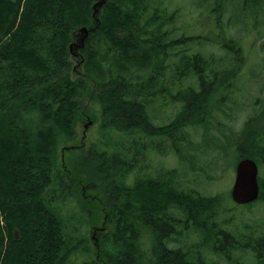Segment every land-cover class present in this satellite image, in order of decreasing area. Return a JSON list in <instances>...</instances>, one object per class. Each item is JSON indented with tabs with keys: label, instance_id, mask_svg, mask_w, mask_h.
Instances as JSON below:
<instances>
[{
	"label": "trees",
	"instance_id": "1",
	"mask_svg": "<svg viewBox=\"0 0 264 264\" xmlns=\"http://www.w3.org/2000/svg\"><path fill=\"white\" fill-rule=\"evenodd\" d=\"M95 1L0 0V264H69L78 255L89 258L75 264H208L199 249L208 233L211 250L232 263L243 264L234 257L240 251L253 259L249 264H264V231L236 234L223 228L216 215L225 194L185 188L176 169L174 217L183 212L188 221L182 226L174 218L173 230L167 231L165 224L155 228L158 218L150 220L146 246L145 230L149 232L139 230V222L144 215L158 214L160 193L154 190L160 188L147 178L128 181L129 175L139 170L144 147L160 151L167 138L181 160L188 159L183 152L187 148L179 145L187 140L186 128L210 118L214 103L221 104L224 97L218 94L230 90L237 70L208 72L218 78L205 82L208 73H201V67L208 64L200 54L185 56L179 59L177 75L191 70L200 87L178 86L173 92L159 71L167 61V32L161 30L163 23L155 24L167 14L161 16L153 7L143 23L148 0H108L97 23L92 17ZM81 26L90 31L81 50V74L72 77L69 43ZM98 41L107 43L108 51L99 52ZM237 46L232 39L223 42L239 53ZM86 94L98 103V113L85 107ZM159 98L179 104L169 124L154 123L149 114V105ZM86 116L96 117L100 138L77 147V127ZM246 136L245 145L235 137L229 142L242 145L234 148V169L242 157L264 161L262 135L250 131ZM71 141L73 147L63 152L73 155L59 162L58 147ZM82 186L94 192L92 197L83 196ZM259 186L256 201L264 197L262 177ZM69 202L78 209L77 222L83 217L88 226L106 221L97 246L75 227L67 231ZM140 205L151 208L142 215ZM187 228L200 233V243L193 248L172 245V234Z\"/></svg>",
	"mask_w": 264,
	"mask_h": 264
},
{
	"label": "rangeland",
	"instance_id": "2",
	"mask_svg": "<svg viewBox=\"0 0 264 264\" xmlns=\"http://www.w3.org/2000/svg\"><path fill=\"white\" fill-rule=\"evenodd\" d=\"M148 1V9L141 19L143 23L151 17L153 7H158L161 16L167 14V19L158 20L155 24L163 23L164 26L161 30L167 32L163 46L166 50H164V57L167 58V61L161 67L163 70L164 67L168 70V77L171 75L168 78V83L174 82L170 88L171 91L174 92L178 86L181 88L192 86L197 90L200 87L198 74L193 75L191 70L186 74L177 75L180 67L179 59L185 58V56L200 54L202 60L208 64V68H204V65L201 67V73L204 75L208 72L220 73L222 70L228 72V70L236 69L237 72L231 76L230 90L226 92V95L218 94L224 97L220 100L221 104L214 103L210 118L196 128L190 126L186 128L187 140L179 145L182 148L184 147L181 145L187 148L183 152L188 159L181 160L170 144L166 150L163 148V151L150 149L144 162L146 170L142 171H148V174L142 175V178L153 177L160 171L172 173V170L176 169L178 180L185 188H194L205 195L225 194V202L220 203L221 211L216 215V220L222 224L223 228L236 234L262 232L264 231V197L258 201L255 200L256 202L252 206H248L247 204H236L230 196L234 179V168L231 163L237 154L234 148L242 147V145L234 146L229 142H233L235 137L245 145L247 142L246 132L248 134L251 125L252 128L254 127L253 124L261 127V130L264 131V0ZM76 32L73 34L72 40L79 42L78 30ZM177 38L180 40H175ZM227 39H232L234 44L238 45L239 53L223 47V42ZM166 42L170 44V46L168 44V48H166ZM97 49L99 52L105 53L106 50L108 51V45L98 41ZM72 50L73 45L71 53ZM79 51L80 49L75 50V52ZM71 53L72 66L76 67L75 71L71 70V76L75 77L81 74L80 65L83 60L80 56H75V58ZM81 55L84 57L82 52ZM166 71L162 72L165 76ZM179 72L183 73L184 68H180ZM209 75V73L206 75L205 82L212 77ZM212 78L215 79L218 76ZM89 96L86 94L83 99L85 107L98 113V103ZM159 99L149 105V114L154 123L169 124L176 114L179 104L173 101L164 104L161 98ZM168 99L171 97L169 96ZM250 118H253V121H250L248 127L247 122ZM91 119L86 116V119L81 121L77 127L76 141L80 142L84 131L85 146L100 138L97 119L96 117ZM89 120L90 123L87 124ZM85 124L87 127H84ZM259 134L262 135V133ZM261 143H264L263 138H261ZM72 144L71 141L58 147L59 162L61 159L69 160L71 158L72 153L69 151L64 153L61 150ZM226 149L230 150L228 154H226ZM191 167H194L196 171ZM137 175L135 172L130 174L128 181H132ZM258 177L259 179L264 178V162H258ZM65 206L67 231L73 232L75 231L73 227H75V232L78 235L89 237L91 246L95 245L91 236L92 224L88 226L85 217L77 222L74 215H78V209L72 202ZM172 208L168 213L174 216L175 204H172ZM72 214L73 218H71ZM181 216L183 217V212H181ZM181 225L177 224L176 227H181ZM145 233H147L146 230ZM151 233L147 234L151 235ZM146 236L145 242L148 246L149 240ZM171 238L172 245L179 242L180 245L191 248L194 244L200 243L199 240L201 241L200 233L193 228L185 229L181 235L172 234ZM210 240L211 234L208 233L199 248L208 264H236L221 254L213 252L210 246L213 241L210 242ZM234 257L243 264L253 262V259H247V256L240 251H235ZM85 258L89 257L87 255L74 256L69 264H75V260L80 262Z\"/></svg>",
	"mask_w": 264,
	"mask_h": 264
},
{
	"label": "flooded vegetation",
	"instance_id": "3",
	"mask_svg": "<svg viewBox=\"0 0 264 264\" xmlns=\"http://www.w3.org/2000/svg\"><path fill=\"white\" fill-rule=\"evenodd\" d=\"M78 35H79V41H80V38H81V35L82 34L79 33ZM71 42L79 43V42L73 41V40ZM168 44L169 43L166 42V45H167L166 48H168ZM84 46H85V44L83 46H81V47H77L76 44H74L73 45V50H72V53L71 54H73L74 57L75 56H80L82 58V60H83V57L81 55V52H82L81 50H82V48ZM77 49H80V51L79 52H75V50H77ZM74 69H76V67H74ZM166 70L167 69H165V67H164V70H163V68L160 69L159 70L160 71V76L163 75L165 77V80H166L167 85H169V87L171 88L172 81L168 83V78L171 75L168 77V70L167 71ZM164 71H166V76L164 74H162V72H164ZM158 81H159V79H158ZM263 115H264V112H263ZM250 131L251 132H259V133H262V135H263L262 138L264 139V131L261 130V127L256 126V124L254 125L253 128L252 127L249 128L248 132H250ZM83 136H84V131H83V135L80 138V142L77 144V147H79V146L85 147L84 141H83V138H84ZM170 143H171V139L169 140L167 138V140L165 141V147H161V150L160 151H163V148H165V150H166V148L169 146ZM150 149H148V147H144V153L140 156V159H142V162L140 163V165L138 167L140 171L138 169H137V171L135 170L136 175L138 174L136 177L139 178V179H140V177H142V175L148 174V171L147 172H142V171H145L146 170V167L144 166L146 164H144V162L146 160L147 153H148V151ZM234 174H235V170H234ZM172 176H173V173H171L170 171H166L165 173H163V172L160 171L155 176H153L151 178H147L149 180L145 179L146 182H149V183H150V181L153 182V183L150 184V185H153V187L160 188V191H155L154 190V193L155 194L160 193L159 201H157L158 203L156 204L157 207H159V212H158V214H153V213H152V215L149 214L150 217H147L145 215H144V217H141V219H140L141 221L139 222V230L148 229V232L150 233L149 227L150 226H153L150 223V220H153L154 218L155 219L158 218V221H159V222L157 221L155 223L156 224L155 228L157 229V225H160V227H161L163 224H165V225L168 226V229H169V230L167 229V231L173 230L172 224H173L174 218L176 219L175 220L176 222H180L183 225H185L187 223L188 219L183 218L181 215L180 216L177 215L176 217H174L173 215H171L170 213H168L169 211H171L173 209L172 208V204H173V200H172V196H173V194H172ZM140 192H141V190H139V194H140ZM93 193H94L93 191L87 190L86 187L82 186V194H83L84 197L90 198V197H92ZM148 208L150 209L151 207L146 206V205H140V211H139V213L143 215V213H142L143 210H147ZM100 223L99 224H92V226H91L92 227V229H91V236L94 238V242L95 243L98 241L97 235H99L101 232L107 230L106 221L104 220L103 223H101V224ZM147 224H149L150 226L147 225ZM151 232H152V229H151ZM145 235H147L146 236L147 239L150 236L147 233Z\"/></svg>",
	"mask_w": 264,
	"mask_h": 264
},
{
	"label": "water",
	"instance_id": "4",
	"mask_svg": "<svg viewBox=\"0 0 264 264\" xmlns=\"http://www.w3.org/2000/svg\"><path fill=\"white\" fill-rule=\"evenodd\" d=\"M108 0H96L92 4V17L98 23L99 15L102 7ZM90 29L86 26H81L78 29V32L81 33V38L79 43L70 42L69 50L71 52L72 45L76 44L77 47H81L85 44V40L89 35ZM87 118H89L87 116ZM90 121L87 123L89 124ZM87 124L85 127H87ZM71 147H73L71 145ZM69 146L62 148L68 149ZM258 164L255 159L251 157H242L239 159L235 165V174L233 183L230 189V196L236 204H247L258 199L260 186L258 181Z\"/></svg>",
	"mask_w": 264,
	"mask_h": 264
},
{
	"label": "bare ground",
	"instance_id": "5",
	"mask_svg": "<svg viewBox=\"0 0 264 264\" xmlns=\"http://www.w3.org/2000/svg\"><path fill=\"white\" fill-rule=\"evenodd\" d=\"M258 176V175H257ZM258 181H259V177H258ZM92 239H93V242H94V238L92 237ZM95 243V242H94ZM95 245L97 246V242L95 243Z\"/></svg>",
	"mask_w": 264,
	"mask_h": 264
}]
</instances>
